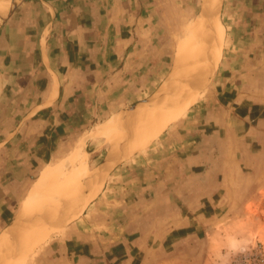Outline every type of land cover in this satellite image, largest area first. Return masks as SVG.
Returning <instances> with one entry per match:
<instances>
[{"label": "rangeland", "instance_id": "374dc122", "mask_svg": "<svg viewBox=\"0 0 264 264\" xmlns=\"http://www.w3.org/2000/svg\"><path fill=\"white\" fill-rule=\"evenodd\" d=\"M163 1L153 7L155 41L147 65H132L130 75L104 87L96 96L98 102L91 103L95 96L90 101L79 100L85 94L77 88L73 96L78 103L60 101L43 110L39 119L25 120L24 126L30 131L23 133L17 142L32 145L33 154L39 156L33 164L25 166L28 178L2 182L8 195L0 204V239L14 232L17 223L9 228L7 225L16 215L22 214L27 221L39 217L24 214L20 206L40 170L63 165L65 172H72L73 155L78 153L81 157L84 154L90 173L100 167L103 170L112 139L123 133L116 139L115 162L106 181L101 180L93 189L86 188L90 193L88 196L84 193L76 216L66 218L63 226L29 250L22 264H47V256L65 252V246L59 242L54 245V241L66 236L71 240L80 237V230L84 231L81 228L86 229V224L92 228L90 222L100 220L98 215L112 223L121 215L123 219L129 218L131 210L141 213L159 206L170 210L167 216L170 223L179 217L184 222V228L178 231L180 242H165V253L172 248L183 253L197 250L203 257L212 256L219 264H264V3L260 7L252 5L254 12L260 13L253 21L240 13L244 0L240 3L220 0L215 13V19L224 27L219 60L213 61L206 82L195 85L191 80L174 79L177 77L172 68L184 66L175 63L177 41L201 12L203 0H172L177 4L170 1L162 5ZM9 2L6 6L0 0V12H4ZM184 77L187 79V75ZM183 81L188 83L187 87ZM179 88L199 92L197 101L145 147L129 154L127 148L121 150L132 133L125 126L129 114L140 106L159 102ZM82 91L91 96L89 87L83 86ZM108 118L116 121V128L106 138L97 131ZM48 145L56 148L45 150ZM37 147L39 150H35ZM93 149L96 154L91 162L86 151ZM77 189L82 193L85 190L80 184ZM125 207L129 210L121 214ZM139 217H142L139 222L148 221L150 215ZM1 252L5 254V248ZM39 255H43L41 259L32 262Z\"/></svg>", "mask_w": 264, "mask_h": 264}, {"label": "crops", "instance_id": "0c3cea01", "mask_svg": "<svg viewBox=\"0 0 264 264\" xmlns=\"http://www.w3.org/2000/svg\"><path fill=\"white\" fill-rule=\"evenodd\" d=\"M158 1L25 0L0 26V204L8 195L2 182L24 180L30 175L25 166L33 164L39 156L33 154L32 145L17 142L23 133L30 131L24 126L25 120L39 119L43 110L60 101L78 103L73 96L77 88L85 94L79 100L90 101L95 96L91 103L98 102L96 96L104 87L130 75L132 65H147L155 41L153 7ZM164 1L162 5L172 2ZM246 1L236 0L243 2L240 13L254 21L260 13L254 12L252 5L260 7L264 0ZM83 86L91 89V96L87 95L89 89L82 91ZM55 146L48 145L45 150ZM86 152L91 162L95 160L96 149ZM127 210L128 207L121 209V214ZM169 212L167 206L141 213L131 210L126 219L113 215L117 218L112 223L98 215L100 220L90 222L92 228L87 224L86 229L81 228L92 234L85 236L80 230V237L74 240L66 236L54 241V245L63 244L65 252L50 254L44 257L45 261L47 264H219L212 256L203 257L197 250L183 253L172 248L165 253V242L179 243L178 231L184 228L181 217L168 221ZM141 214H149L148 221L139 222ZM83 216L88 219L87 214Z\"/></svg>", "mask_w": 264, "mask_h": 264}, {"label": "bare ground", "instance_id": "6f19581e", "mask_svg": "<svg viewBox=\"0 0 264 264\" xmlns=\"http://www.w3.org/2000/svg\"><path fill=\"white\" fill-rule=\"evenodd\" d=\"M3 1L7 6L8 0ZM9 1V6L4 12L1 10L0 15L10 11L18 0ZM219 4L220 0H203L201 12L196 15L178 39L176 62H174L177 64L181 63L184 66L176 65L172 68L174 69V77H177L174 79H185L186 81L189 80V82L191 80L197 85L203 81L204 84L206 78L211 74V70H213V61L217 63L219 60L224 36L223 25L219 23V19H215L214 17V15H217L215 13ZM185 60L189 62L186 61V63L184 62ZM183 62L186 63V65ZM184 75H187V79ZM188 77L190 79H188ZM183 82L185 85L188 84V81L186 83L185 81ZM183 84L181 83V86ZM193 87L196 86H192V88ZM179 89H175L174 93L170 95L167 93L168 96L166 97V94H162L161 97L165 98H162V100L157 103L154 102L153 104L140 106L138 109L135 108L136 111L130 114L128 113L130 117L125 126H128L127 131L129 134L131 133L130 130L132 133L130 134L131 137L129 141H126L127 143L124 144L125 146H121V150L127 148V151H124L129 154L133 150L145 147L169 122L180 117L189 105L197 101L199 92L194 90L196 88L193 89L194 91ZM137 106H139V104ZM115 122L116 121L113 119H110L105 124L101 123L102 125H100L101 127L98 129L97 133L106 138L110 137L116 128ZM118 126H120V124ZM122 133H119V135H122ZM147 133H150V136L143 139ZM119 137L120 136L117 138ZM136 137L139 139L142 137V139L138 140ZM79 155V153L78 155H73L72 164H75V166L72 172H65L63 165L58 167H47L34 181L22 201L21 212L26 215L32 213L34 216L39 215V217L31 221L25 219L22 220V222H18L17 227L12 229L14 232L7 233L0 239V254H2L1 251L4 248L6 250V253L4 252L5 254L2 256L0 255V264H22L29 250L33 249V247L45 240L51 233L63 226L62 224L66 218L71 219L76 216L80 208V200L87 195H84L81 189L80 191L77 189L79 184L83 185L85 189L97 185L101 181V171H103L102 167H97L98 169L96 168L97 170L94 174L90 173L91 170L88 168L84 154V157ZM115 155L116 153H114V156ZM76 185H78L77 188ZM72 195L74 196L69 200V197ZM57 198H59L60 203L55 206ZM49 215L52 216L49 218Z\"/></svg>", "mask_w": 264, "mask_h": 264}, {"label": "water", "instance_id": "95a60500", "mask_svg": "<svg viewBox=\"0 0 264 264\" xmlns=\"http://www.w3.org/2000/svg\"><path fill=\"white\" fill-rule=\"evenodd\" d=\"M25 0H18L17 3H15V5L12 7V9L10 11H8L7 13L3 14V15H0V26L3 25L19 8L20 6L22 5V3L24 2ZM215 17V15H214ZM121 137V135H120ZM116 139L117 137H114L110 143V149L106 155V164H105V167L103 169V172L101 173V180L104 182L106 181V178L107 176L109 175V172L111 171L112 169V166H113V161H114V149H115V144H116ZM83 193L87 194V193H90V191L88 189H85L83 191ZM57 205V203L55 204V206ZM54 206V207H55ZM52 215H49V218L51 217ZM23 219H25L23 216L21 215H16L15 218L9 223V226L8 227H11L13 226L14 224L22 221Z\"/></svg>", "mask_w": 264, "mask_h": 264}]
</instances>
